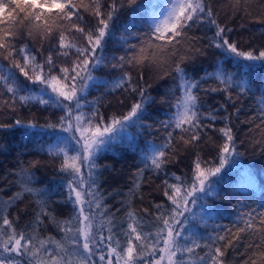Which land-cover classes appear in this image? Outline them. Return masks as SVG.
<instances>
[{"label":"snow or ice","instance_id":"snow-or-ice-1","mask_svg":"<svg viewBox=\"0 0 264 264\" xmlns=\"http://www.w3.org/2000/svg\"><path fill=\"white\" fill-rule=\"evenodd\" d=\"M241 2L234 0V5L238 7ZM243 3L246 4L247 0H243ZM125 6L138 9L142 5L140 0H111L109 11L104 13L99 0H92L89 5H85L83 0H0V56L4 60H14L16 55L23 54L24 64L15 62L12 67L18 69L29 84L39 83L43 86L38 94H34L30 87L18 79L12 67L0 69V107L15 112L17 104L27 107L36 102L45 107L59 108L64 113L58 124L46 125L47 128H58L60 132L67 133L66 136H57V143L49 146L48 154L60 161L57 170L68 177L65 185L67 202L73 206L70 218L57 220L44 194L37 193L30 186V177L22 181V190L10 197L6 204L11 206L13 201L21 200L25 193L35 195L36 227L30 224L24 230L18 229L7 215L8 208H0V229L5 230L2 233L3 242L0 243V264H145L144 252L148 249H151L149 256L155 257L156 253L160 255L158 259H148L147 264H186L185 257L194 255L196 249H206L198 257V264H228L226 254L234 246V241L252 237L255 239L246 244V249H255L252 257L258 256L259 264H264V206L259 210L239 213L238 221L232 227L215 225L213 234L206 239L194 233L195 225L192 221L206 224L204 214H210L211 211L205 208L206 198L217 195L214 186L219 183L222 169L235 156L241 155L233 130L228 125L219 129L223 140L217 145L218 166L205 170L198 160L191 180L173 174L175 182H163V194L171 206L164 210V204L155 205L158 213L152 221V230L145 233L144 225L133 211L126 214V227L124 224L117 226L116 214H110L102 203L96 180L99 167L97 158L118 142L121 134L131 125L141 123L146 105L151 99L146 95L147 88L138 87L133 81L130 69L157 64L160 63V57L165 58V66L175 72L179 79L182 96L174 106L173 119L161 123L166 130L170 127L173 130L179 129V140L185 145H191L200 140L201 131L206 126L202 123L205 113L200 110V97L195 91L200 88L204 78L195 80L188 77L182 66L196 54H205L204 49L195 45L197 38L190 37V32L205 24L214 27L208 46L223 49L236 57L238 66L241 60L246 62L240 68L239 82L222 65L214 73L207 74L224 86L208 91L228 92L231 99V88L235 85L241 93H246L250 89L248 74L244 69H252L255 62L264 64V49L243 51L230 41L228 33L232 30L221 25L215 18L218 13L213 9L212 0H163L159 12L148 24L147 32L129 34L125 30L119 38L125 52L112 57L114 62L111 68L118 69L121 75L112 82L110 90L130 91L138 95L139 99L131 104L126 114H113L106 120L96 107L99 98L89 102L87 92L98 82L93 72L108 66L103 55L106 38L114 35L113 21ZM81 8L97 18L94 28L86 31L80 26L83 19ZM25 29L29 39L35 34L42 42H49L48 56L43 63L37 62L27 45L16 47ZM66 33H80L86 44L80 46L79 43L66 42ZM129 36L135 37L137 42H130ZM181 50H185L183 55L180 54ZM73 56L75 59H72ZM61 58L70 63L58 66L56 61ZM30 65L34 76L26 70ZM140 78L143 79L142 73ZM7 94H10L9 98L4 99ZM261 103L264 104V97ZM86 105L91 108L90 112L83 111ZM207 116L216 119L210 112ZM260 117L264 124V107L260 108ZM17 126L42 127L31 121L24 125L20 119L14 120L12 124L0 123V129ZM144 126L149 129L152 127L150 124ZM173 139V131H169L165 143L153 146L144 158V168L138 170V177L149 166L157 172L166 166L169 162V149L173 148ZM38 163L34 161L33 166ZM253 185L252 174L246 173L238 188L242 192ZM194 207L200 209L199 213L193 211ZM45 219L56 224L64 234L63 240L40 239L35 235ZM28 228H33V231L29 232ZM25 257H28L27 261ZM252 257L245 260V264H258L257 259Z\"/></svg>","mask_w":264,"mask_h":264},{"label":"trees","instance_id":"trees-1","mask_svg":"<svg viewBox=\"0 0 264 264\" xmlns=\"http://www.w3.org/2000/svg\"><path fill=\"white\" fill-rule=\"evenodd\" d=\"M91 1L83 0V3L89 5ZM161 1L140 0L142 6L138 9L125 6L113 21L114 35L106 38L103 50L108 66L100 67L93 72L98 82L87 92L89 102L97 101L99 98L96 107L106 120L113 114L118 116L126 114L131 104L139 99L138 95L130 91L110 90L112 82L121 75L118 69L111 68V63L114 62L112 57L125 52L119 38L125 30L129 34L147 32L148 24L151 23L153 14L160 8ZM99 2L103 5V12L107 13L111 0H99ZM212 6L218 13L215 17L218 22L232 30L228 33L231 42L238 43V47L243 51L264 49V0H247L246 4L242 0L238 7L234 5V0H212ZM80 13L83 18L80 22L81 27L87 31L96 26L97 18L90 11L81 8ZM224 16L228 18L224 21L225 24L222 23ZM214 31V27L205 24L190 32V37L197 38L195 45L204 49L205 54H196L182 64L188 77L195 80L204 78L200 88L195 91L200 97V110L205 113L202 123L206 127L201 131L200 140L195 144L185 145L179 140L181 135L179 129L173 130L170 127L166 130L161 123L173 119L174 106L182 96L179 79L175 72L165 66V58L160 57V63L157 64L130 69L133 81L138 87H146V95L151 98L146 105V113L141 123L131 125L121 134L118 142L113 143L97 158L99 167L96 180L99 195L102 197V203L106 205V210L110 214H116L117 226L124 224L126 227L128 222L126 214L133 211L144 225V232L152 230V221L158 213L155 205L164 204V210L171 206L163 194V182L165 180L170 183L175 182L173 174L185 180H191L198 160L205 170L218 166L217 145L223 140L219 129L224 128L225 125L232 128L237 149L241 155L235 156L222 169L219 183L214 186V192L217 195L206 198L205 208L211 210L210 214H204L206 224L192 221L195 225L194 233L206 239L213 234L215 225L232 227L233 223L238 221L239 213H247L252 209L259 210L261 206H264V124L261 123L260 117V108L264 107L261 103V98L264 97V64L255 62L252 69H244L248 74L250 89L246 93H241L235 85L231 88V99L228 92L208 91L211 88L224 87L214 77L207 75L214 73L219 65H222L227 72L233 73L236 82H239L240 68L246 63L241 60L238 66L236 57L223 49L208 46L209 38L213 36ZM65 35L66 42L79 43L80 46L86 44L80 33ZM129 41L137 42L133 36H129ZM24 45H27L31 55L36 56L38 63H43L48 56L49 42L47 40L42 42L35 34L29 39L27 32L24 31L22 37L17 40L16 47L20 48ZM184 51L181 50L180 54L183 55ZM97 54H100L99 50ZM22 55H16L14 60H4L0 56V69L7 70L15 62L23 65ZM72 59H75V56ZM56 63L58 66H64L70 61L61 58ZM26 70L30 75H35L31 71V65ZM12 71L22 83L33 90L34 94H38L43 87L39 83L29 84L18 69L12 67ZM141 73L143 79L140 78ZM45 74H47L46 67ZM9 96L10 94L5 95L4 99H8ZM3 110L4 108L0 107V123L12 124L14 120L20 119L24 125L31 121L42 127L17 126L0 129V208H8L7 215L15 222L18 229L24 230L30 224L36 227L34 210L37 209V197L35 195L25 193L21 200L13 201L11 206L6 204L10 197L22 190V181L30 177V186L37 193L44 194L53 216L57 220L70 218L73 215V206L67 202L65 185L68 177L57 170L60 161L48 154L49 146L57 143V136H65V133L60 132L58 128L46 127L47 124H58L64 113L59 108L45 107L36 102L27 107L20 106V114L16 118L13 112L3 117ZM83 111L90 112L91 108L86 105ZM209 112L216 117L215 120L207 116ZM149 124L152 125L150 129L144 126ZM169 131H173L174 137V150L169 149V162L159 172L149 166L144 169L142 176L138 177V170L144 168L145 156L151 152L153 146L166 142ZM34 161L39 162L38 165L33 166ZM246 173L252 174L254 185L240 192L238 186ZM210 179L216 178L210 177ZM193 211L199 213L200 209L194 207ZM27 230L32 232L33 228ZM4 231L0 229V243L3 242ZM35 235L40 239H64V234L59 231L54 222L48 219H45L43 225L38 227ZM204 239L201 240V244L204 243ZM254 239L255 237L244 238L239 242L234 241V246L226 254L228 264H245V260L252 257L253 251H256L246 249V244ZM150 251L151 249H148L144 252L145 264L148 259L159 258V253H156L155 257L149 256ZM204 251L206 249H196L194 255L186 256V264H198V257L203 255ZM252 258L257 259L259 264L258 256ZM24 259L27 261L28 257Z\"/></svg>","mask_w":264,"mask_h":264},{"label":"rangeland","instance_id":"rangeland-1","mask_svg":"<svg viewBox=\"0 0 264 264\" xmlns=\"http://www.w3.org/2000/svg\"><path fill=\"white\" fill-rule=\"evenodd\" d=\"M92 2V1H91ZM163 4V0L161 1V5ZM159 10H160V8L158 9V10H156V12L153 14V16L155 15V14H157L158 12H159ZM224 18L225 19H223L222 20V23L223 24H225V22L224 21H226V19H228L227 17H225L224 16ZM25 32H27V29H25L24 30ZM237 45H238V43H237ZM12 111L11 110H6V109H4L3 111H2V116L4 117V116H6L7 114H10ZM14 113V116H15V118L20 114V105L19 104H17V107H16V111L15 112H13ZM67 135V133H65V136ZM4 255H7V254H4ZM158 259V258H157ZM161 264H166V262H161Z\"/></svg>","mask_w":264,"mask_h":264}]
</instances>
